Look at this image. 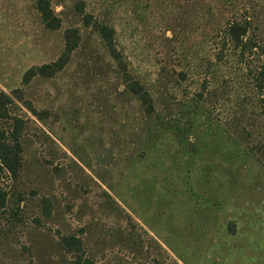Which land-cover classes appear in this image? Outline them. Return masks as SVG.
I'll list each match as a JSON object with an SVG mask.
<instances>
[{
	"label": "rangeland",
	"instance_id": "obj_1",
	"mask_svg": "<svg viewBox=\"0 0 264 264\" xmlns=\"http://www.w3.org/2000/svg\"><path fill=\"white\" fill-rule=\"evenodd\" d=\"M263 76L264 0H0V264H264Z\"/></svg>",
	"mask_w": 264,
	"mask_h": 264
},
{
	"label": "trees",
	"instance_id": "obj_2",
	"mask_svg": "<svg viewBox=\"0 0 264 264\" xmlns=\"http://www.w3.org/2000/svg\"><path fill=\"white\" fill-rule=\"evenodd\" d=\"M39 11H40L41 15H43V17H45V14L47 15L49 13L48 10H45L43 8H39ZM45 19H46L45 20L46 25H49V23L51 21H55V18L52 15L49 17H46ZM252 23L253 22L247 17L240 18L238 20H233L230 23H228L227 29L229 31H234V32L230 33V34H232V37L234 39H239V38L245 36V34L248 32ZM255 29L257 30L256 26H255ZM235 31H236V33H235ZM260 43L261 42L259 41L258 45H260ZM259 80L264 81V76H263V78L261 77ZM0 144H3V143H0ZM0 161L5 166V168L8 170V172L11 175L16 176L18 174L19 156L16 153L15 148H9L6 146H1L0 147ZM0 200H1V197H0Z\"/></svg>",
	"mask_w": 264,
	"mask_h": 264
}]
</instances>
